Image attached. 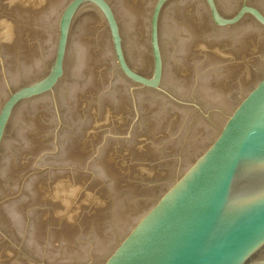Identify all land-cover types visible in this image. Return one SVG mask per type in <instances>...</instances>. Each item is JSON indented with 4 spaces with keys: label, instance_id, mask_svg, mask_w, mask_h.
Masks as SVG:
<instances>
[{
    "label": "water",
    "instance_id": "1",
    "mask_svg": "<svg viewBox=\"0 0 264 264\" xmlns=\"http://www.w3.org/2000/svg\"><path fill=\"white\" fill-rule=\"evenodd\" d=\"M0 264H264V0H0Z\"/></svg>",
    "mask_w": 264,
    "mask_h": 264
}]
</instances>
